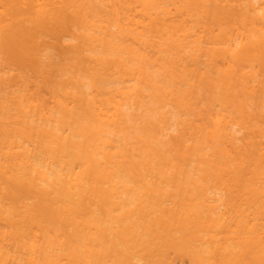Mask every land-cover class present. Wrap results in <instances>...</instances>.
<instances>
[{"label":"bare ground","instance_id":"6f19581e","mask_svg":"<svg viewBox=\"0 0 264 264\" xmlns=\"http://www.w3.org/2000/svg\"><path fill=\"white\" fill-rule=\"evenodd\" d=\"M0 264H264V0H0Z\"/></svg>","mask_w":264,"mask_h":264}]
</instances>
